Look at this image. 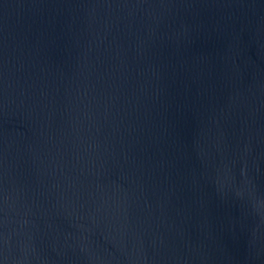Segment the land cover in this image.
Instances as JSON below:
<instances>
[{
	"label": "water",
	"instance_id": "1",
	"mask_svg": "<svg viewBox=\"0 0 264 264\" xmlns=\"http://www.w3.org/2000/svg\"><path fill=\"white\" fill-rule=\"evenodd\" d=\"M0 264H264V0H0Z\"/></svg>",
	"mask_w": 264,
	"mask_h": 264
}]
</instances>
